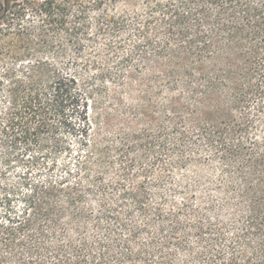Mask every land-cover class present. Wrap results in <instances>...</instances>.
Returning a JSON list of instances; mask_svg holds the SVG:
<instances>
[{"label": "trees", "instance_id": "obj_1", "mask_svg": "<svg viewBox=\"0 0 264 264\" xmlns=\"http://www.w3.org/2000/svg\"><path fill=\"white\" fill-rule=\"evenodd\" d=\"M29 4L0 264H264V0Z\"/></svg>", "mask_w": 264, "mask_h": 264}, {"label": "rangeland", "instance_id": "obj_2", "mask_svg": "<svg viewBox=\"0 0 264 264\" xmlns=\"http://www.w3.org/2000/svg\"><path fill=\"white\" fill-rule=\"evenodd\" d=\"M43 0H0V79L3 69L13 65V56L18 57L17 64H26L29 60L45 58L38 32L30 34L32 25L38 26V17L31 12L32 6ZM29 30V31H28ZM0 94V107L2 106ZM0 165L4 162L6 149L1 148ZM20 174L21 168L13 169Z\"/></svg>", "mask_w": 264, "mask_h": 264}]
</instances>
